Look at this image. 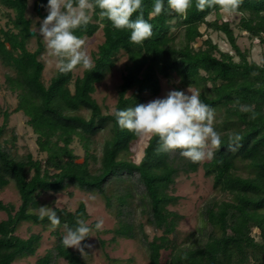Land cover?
<instances>
[{
  "label": "trees",
  "instance_id": "1",
  "mask_svg": "<svg viewBox=\"0 0 264 264\" xmlns=\"http://www.w3.org/2000/svg\"><path fill=\"white\" fill-rule=\"evenodd\" d=\"M29 1L0 0L13 12L9 16L11 25L0 27V60L12 70L6 74L5 84L16 94L14 110L28 117L38 150L45 156L36 158L31 151L19 154L15 134L2 139L9 117L5 111L0 126V188L13 182L20 204L0 200V211L7 214L0 219V264H15L19 257L37 253L42 234L23 237L17 233L19 225H51L47 217L39 218L43 204L39 195L63 191L70 184L99 192L108 206L116 199L119 219L112 229L113 238H134L140 229L149 264H264V62L249 59V51L237 43L229 20L208 19L212 13L220 12L219 7L199 11L196 0H192L187 15L180 16L168 9L164 0L165 11L150 17L154 0H142L144 19L152 25L153 34L141 44L130 42L131 30L116 29L97 7L92 21L74 30L81 38L103 30L104 40L92 52L93 70L83 69L81 75H75L81 66L67 74L57 69L46 82L45 64L40 59L45 44L27 16ZM47 3L48 0H33V11L41 19L47 15ZM238 13V28L264 43V0H242ZM203 25L223 32L233 52L222 50L211 37L203 38ZM174 27L182 28V40H177ZM31 38L37 40L34 50L29 49ZM199 39L201 44L196 46ZM122 52L127 62L117 101L112 112H105L94 93L97 83L116 65ZM175 75L179 78L178 90L199 88L200 100L214 109L215 119L222 117L214 126L221 135V146L214 150L212 160L193 163L179 150L158 152L159 138L152 137L136 161L131 157L132 146L140 137L121 129L114 112L145 103L147 95L157 96L162 88L161 77L171 80ZM237 100L252 106L259 114L257 118L250 119L251 113L240 111ZM217 110L223 111V116L216 115ZM105 130L107 135L98 155L95 136ZM233 134L242 137L238 146L229 143ZM75 141L84 150L82 160L73 147ZM201 167L206 176L213 178L215 189L226 197L205 206L206 225L200 236L194 241H179L177 230L182 215L171 209L179 198L173 192L174 185L180 174L197 172ZM115 182L119 183L117 191L107 193V186ZM137 195L147 221L161 231L151 239L143 223L137 227L132 216V200ZM51 209L61 221L55 228L51 225L56 242L38 256L35 264H56L59 258L67 264H90L62 244L63 228H75L78 218L87 223L86 204L80 202L75 210L56 206ZM163 251L168 252L165 260Z\"/></svg>",
  "mask_w": 264,
  "mask_h": 264
},
{
  "label": "rangeland",
  "instance_id": "2",
  "mask_svg": "<svg viewBox=\"0 0 264 264\" xmlns=\"http://www.w3.org/2000/svg\"><path fill=\"white\" fill-rule=\"evenodd\" d=\"M33 0L29 1V7L27 16L32 20V28L39 31V24L42 19L38 17L32 8ZM13 12L0 3V27H7L11 25L9 16ZM241 14L225 19L224 14L221 12L212 13L208 16L209 20L219 18L220 20H229L231 26L235 30L237 35V43L242 50L249 51V59L255 60L259 63L264 62V43L258 38H252L246 31H242L238 28L237 24L240 20ZM9 22V23H8ZM204 31L203 38L211 37L212 40L219 45L224 51L233 52L232 47L223 32L216 31L211 28H206L205 25L201 27ZM174 34L177 36V40H182V28L174 27ZM86 41L85 48L92 58V52L96 51L98 45L104 40L103 30L99 29L93 36H84ZM199 39L196 46L201 44ZM37 47L36 38H31L29 41V49L34 50ZM238 59V57H236ZM40 59L44 62L45 68L43 72V78L46 82L56 73V66L53 58L47 55L46 47ZM127 62V56L122 52L118 54L116 65L105 75V77L97 83V89L94 93V97L102 105L105 112H112L114 110L117 96L118 87L122 81V74ZM83 68H77L75 75H81ZM12 73V70L5 66L0 60V126L4 123L5 111H8L9 117L6 128L4 130L3 138H11L13 134L16 135V146L19 154L27 153L31 151L36 158H44L45 154L40 153L36 142V134L32 127L28 124V117L22 111H15L17 104V97L15 93H12L6 88L5 79L6 74ZM179 78L175 75L171 80L161 77V92L157 96L147 95L145 104L156 98H163L170 90H178ZM197 92L199 94V88L195 86L186 87L182 91L187 92V89ZM83 113L88 115V111L84 110ZM216 115H222L223 111L217 110ZM220 116L214 119V125H218ZM107 135V130L100 132L95 136V146L97 147L98 155H101V145ZM148 140V137L139 138L133 143L131 157L138 161L142 155L143 148ZM10 144V143H9ZM73 147L80 155V160L83 158L84 150L78 141H75ZM246 171L245 165H241ZM119 186L118 182L109 184L107 186V193H115ZM174 194L179 198L175 205L171 206V209L178 211L182 215L181 222L177 230V238L179 241L188 239L194 241L203 232L205 227V220L203 217V210L205 206L214 199H223L226 196L223 195L218 189L213 186V178L206 176L203 168L201 167L197 172L190 174L182 173L177 178L174 185ZM42 201V206L52 207H65L70 210H75L80 202L86 204L89 218L87 224L93 229L90 233L92 237L86 238L82 241V246L91 245L92 247H84V254L79 250L73 248L78 252L83 259L87 260L90 264H149L148 248L145 241L142 239V233L140 229H137V235L134 238L129 237H114L112 229L118 224L117 205L118 202L115 198L112 200L111 206L107 205V201L104 195L97 191H89L74 184H70L65 190L54 192L44 191L39 195ZM0 200L5 203L11 202L16 206L20 204L19 193L11 182L8 186L0 188ZM143 205L140 203L139 196H135L132 200V216L138 226L139 223H143L144 231L147 233L149 239L154 235L160 234L161 231L156 229L147 221V213L142 211ZM7 214L4 211H0V219L6 218ZM103 219L104 226L102 230H95L94 224ZM53 227L50 224L40 225L32 222H22L19 225L17 233L23 237H27L32 233H41L42 239L40 246L35 255L21 256L16 259L15 264H35L39 255L44 254L49 248L53 247L56 242V237L52 233ZM64 235L66 229L62 230ZM103 241V243H102ZM168 252L163 251V260L167 257ZM56 264H67V261L63 258L56 260Z\"/></svg>",
  "mask_w": 264,
  "mask_h": 264
},
{
  "label": "clouds",
  "instance_id": "3",
  "mask_svg": "<svg viewBox=\"0 0 264 264\" xmlns=\"http://www.w3.org/2000/svg\"><path fill=\"white\" fill-rule=\"evenodd\" d=\"M242 0H196L199 11L219 7L225 19L238 13ZM192 0H167V7L180 16H186ZM100 15L111 21L116 29L131 30L130 42L141 44L153 34L152 25L144 19L142 0H48L47 15L40 21L38 35L43 39L47 55L53 58L56 68L67 74L77 66L93 70L94 64L87 52L85 39L74 34V30L86 27L92 21L96 8ZM165 11L164 0H154L150 17ZM139 13L135 20L133 15ZM35 35V32H34ZM236 105L242 112L251 113L250 119L259 115L252 106ZM121 129L132 132L137 137H158V152H174L193 163L212 160L214 150L222 143L221 135L214 128L215 111L200 100L199 94L190 88L187 92L170 90L163 98H156L135 107L119 109L114 112ZM229 143L239 145V134L229 136ZM39 218L49 219L55 228L61 221L57 213L47 206L39 209ZM75 228H67L62 238L66 248H75L84 254L82 241L92 237L93 229L82 219H77ZM103 219L95 223V230H102ZM67 227V226H66Z\"/></svg>",
  "mask_w": 264,
  "mask_h": 264
}]
</instances>
